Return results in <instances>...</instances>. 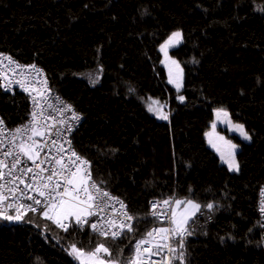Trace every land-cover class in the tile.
Masks as SVG:
<instances>
[{
  "label": "trees",
  "instance_id": "obj_1",
  "mask_svg": "<svg viewBox=\"0 0 264 264\" xmlns=\"http://www.w3.org/2000/svg\"><path fill=\"white\" fill-rule=\"evenodd\" d=\"M261 4L0 0V52L39 64L52 90L80 115L73 147L91 161L95 181L139 217L151 200L169 195L217 204L191 225L190 264H264L257 211L264 186V13L255 10ZM175 29L183 41L169 53L183 69V102L166 83L158 51ZM149 98L164 105L167 120L148 113ZM218 108L251 136L245 142L229 135L240 146L239 172H230L205 142ZM29 111L23 94L0 88V118L8 126L26 122ZM27 220L0 218V264H77L65 249L82 241L87 250L90 238L91 246L103 242L114 257L122 248L124 260L153 226L141 221L131 242L114 244L87 229L64 233L31 213Z\"/></svg>",
  "mask_w": 264,
  "mask_h": 264
},
{
  "label": "snow or ice",
  "instance_id": "obj_2",
  "mask_svg": "<svg viewBox=\"0 0 264 264\" xmlns=\"http://www.w3.org/2000/svg\"><path fill=\"white\" fill-rule=\"evenodd\" d=\"M255 10L264 13V4L257 5ZM182 41L183 34L175 31L160 45V51L178 70L173 79L169 69L168 81L174 84L177 91L183 87V69L176 60L168 57V49ZM27 70L37 76L42 74L35 64L20 65L12 56L0 52V88L11 92L13 84L19 86L28 93L33 106L29 121L15 129L7 128L4 119L0 118V218L31 223V220L26 221L31 213L50 221L64 233L70 230L81 233L87 229L90 237L94 236L98 241L111 240L114 244L123 239L131 242L133 234L137 232L136 225L147 220L153 226L135 239L131 245V255L124 260L119 258L123 255L122 248L114 257L112 249L103 242L91 246V238L87 250L82 241L70 243L65 250L77 264H190L186 244L188 237L194 234L191 225L197 214L204 215V209L211 213L217 204L209 202L201 205L194 199L169 195L150 201L144 217L132 214L122 199L106 190L103 182L98 183L93 179L91 161L78 154L72 148L71 140L63 136V132L73 131L80 116L59 97L55 98L59 107L45 105V101L51 98L45 96L47 81H42L45 85L42 90L31 87L25 75ZM9 71L12 78L8 75ZM16 76L20 78H14ZM178 99L184 101L183 96H178ZM153 103L159 108L149 104L148 111L159 119L167 120L168 115L162 111L164 105L159 101ZM46 108L59 113L61 118L57 119L53 114L45 115ZM65 112L71 113V116L64 118ZM215 116L217 121L237 131L244 140H251L244 125L233 123L226 109H216ZM216 126L214 122L213 132ZM205 135L221 161L227 164L228 170L239 172L240 165L236 159L239 145L225 140L223 136L217 135L214 140L212 133ZM259 211L264 217V187L260 189ZM47 227L45 225L46 230ZM261 227L264 228V223Z\"/></svg>",
  "mask_w": 264,
  "mask_h": 264
},
{
  "label": "built area",
  "instance_id": "obj_3",
  "mask_svg": "<svg viewBox=\"0 0 264 264\" xmlns=\"http://www.w3.org/2000/svg\"><path fill=\"white\" fill-rule=\"evenodd\" d=\"M2 53H3V52H2ZM5 54H6V55H10V54H7V53H5ZM10 56H11V55H10ZM12 57H13V56H12ZM13 59L16 60L14 57H13ZM16 61H17V60H16ZM18 62H19V61H18ZM19 64H20V65H31V64H35L37 68H39V69L42 70V74L39 75V76H37V75H36L34 72H32L31 70H27L26 73H25V75L28 76V79H29V81H30V86H31V87H35L36 89H41V90L44 89V88H45V85L42 83V81H43V80H46V81H47V86H46V87H47L48 91L45 92V96H50L51 98H50V99H47V100L45 101V105H47V104H53V105H56L57 107H59L60 105H59L58 102L56 101V99H55L56 97H59V99H60L61 101H63V102H65L66 104H68V103L63 99V97H62L60 94H58V93H56L55 91L52 90V88H51V86H50V83H49V80H48V77H47V75H46L44 69H43L39 64H37V63H35V62H31V63H22V62H19ZM8 75H9L10 78H12V73H11L10 71L8 72ZM14 78L19 79L20 77H19V76H16V77H14ZM2 89H3V88H2ZM14 91L19 92V93L23 94V95L26 97V99H27V101H28V104H29V109H30V111H29V118H28V120H27L26 122H24V123H22V124H19V125L15 126V127H10V126H8V125L6 124L7 128H9V129H15V128H17V127L23 125V124H26V123L29 121V119H30V113H31V111H32V107H33V106H32V103H31V100H30V97H29V95H28V93L22 91V90L19 88V86L15 85V84L12 85V91L9 92V93H12V92H14ZM34 94H35V93H34ZM68 105H69V104H68ZM72 108H73V107H72ZM75 112H76V111H75ZM76 113H77V112H76ZM48 114L56 115L57 119H60V118H61V116H60L59 113H54V112L52 111V109H47V108H46L45 115H48ZM78 115H79V114H78ZM70 116H71V113H68V112H65V113L63 114V117H64V118H68V117H70ZM79 116H80V115H79ZM80 119H81V118H80ZM49 123H51V121H49ZM79 124H80V120H79L78 123H75V124H74L73 131H72L71 133L63 132V136H66L68 139L71 140L72 148H73V149H74V147H73V134H74L76 128L79 126ZM57 127H60V126L57 125ZM53 138L55 139L56 137L53 136ZM37 139H39V138H37ZM60 142H62V140H61ZM64 147L67 148L68 145L65 144ZM74 150H75V149H74ZM42 155H43V153H42ZM262 187H264V186H262ZM110 193H111V192H110ZM111 194H112V193H111ZM112 195H113V194H112ZM113 196H115V195H113ZM151 201H153V200H151ZM259 203H260V191H259V196H258V206H257V211H258L259 217H260V219H261V223H264V217L261 216V213H260V211H259ZM149 206H150V203H149V205H148V210H149ZM117 207H118V205H117ZM151 227H152V226H151ZM151 227H150V228H151ZM261 241H262V247H264V228H262Z\"/></svg>",
  "mask_w": 264,
  "mask_h": 264
},
{
  "label": "rangeland",
  "instance_id": "obj_4",
  "mask_svg": "<svg viewBox=\"0 0 264 264\" xmlns=\"http://www.w3.org/2000/svg\"><path fill=\"white\" fill-rule=\"evenodd\" d=\"M175 31H180L179 29H175V30H173V31H171V33H173V32H175ZM181 32V31H180ZM171 33L158 45V51H159V53H160V64H161V66L164 68V70H165V80H166V83L169 85V86H171L175 91H176V94H175V97H176V99L178 100V101H180L179 99H178V96H183L179 91H177V89H176V87L174 86V84H171V83H169L168 81H169V69H171V71H172V78L173 79H175L176 78V75H177V69H176V67H175V65H172L171 64V60H169L167 57H165V54L163 53V52H161L160 51V45L161 44H163L164 42H165V40H167V38L171 35ZM176 47V46H175ZM172 48H174V47H171V48H169L168 49V57H171V59H174V60H176L177 61V59L176 58H174V57H172L171 55H170V53H169V51H170V49H172ZM178 62V61H177ZM179 63V62H178ZM180 65V64H179ZM180 68H181V66H180ZM182 88V87H181ZM180 88V89H181ZM153 101H158V100H156V99H150L148 102H147V104H146V110L148 111V105L149 104H152V106L154 107V108H159V105H157V104H154L153 103ZM160 102V101H159ZM181 102V101H180ZM160 104H162V103H160ZM215 110L216 109H214L213 110V114H212V119L209 121V123H208V127H207V129H206V131H205V134L206 133H212L213 134V139L214 140H216V137H217V135H219V136H223L224 138H225V140H231L233 143H235V144H237L236 143V141L235 140H233L229 135H231V134H235L238 138H240V139H242L243 141H245V142H248L249 140H244L241 136H240V134L237 132V131H234V130H231L230 129V127L227 125V124H225V123H221V122H219V121H217L216 120V116H215ZM162 111L165 113V111H164V108L162 109ZM148 113L150 114V115H152L153 117H155L156 119H158V120H163V119H159V118H157V115H155L153 112H150V111H148ZM216 123V129H215V131L213 132V129H212V124L213 123ZM233 123H235V124H241V123H239V122H234L233 121ZM227 133H228V135H227ZM204 134V137H205V142H206V145L209 147V148H211L214 152H215V154L217 155V157H218V159H219V162L221 163V164H224L227 168H228V166H227V164H225V163H223L222 161H221V159H220V155L209 145V143H208V137L206 136ZM218 143H220L221 145L223 144V142H220V141H217ZM238 145V144H237ZM240 147V146H239ZM239 150V148L237 149V151Z\"/></svg>",
  "mask_w": 264,
  "mask_h": 264
}]
</instances>
